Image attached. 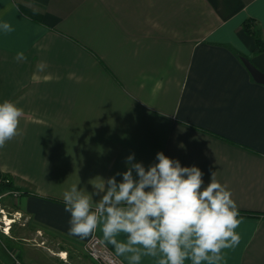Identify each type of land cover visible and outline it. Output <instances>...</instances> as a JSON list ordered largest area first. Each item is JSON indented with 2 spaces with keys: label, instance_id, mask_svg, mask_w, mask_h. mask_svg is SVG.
<instances>
[{
  "label": "crops",
  "instance_id": "crops-1",
  "mask_svg": "<svg viewBox=\"0 0 264 264\" xmlns=\"http://www.w3.org/2000/svg\"><path fill=\"white\" fill-rule=\"evenodd\" d=\"M0 19L14 29L0 33V101L23 109L0 147V173L22 193L3 201L22 223L2 235L43 242L7 246L12 264H96L91 235L68 231L63 192H92L129 153L147 166L158 150L205 183L215 171L238 209L257 212L239 216L222 264H264V85L242 61L264 72L244 29L253 19L264 41V0H0Z\"/></svg>",
  "mask_w": 264,
  "mask_h": 264
},
{
  "label": "clouds",
  "instance_id": "clouds-1",
  "mask_svg": "<svg viewBox=\"0 0 264 264\" xmlns=\"http://www.w3.org/2000/svg\"><path fill=\"white\" fill-rule=\"evenodd\" d=\"M13 30L0 19V33ZM14 59H25L24 52ZM22 112L13 101H0V147L18 134ZM125 169L92 184V192L76 183L63 192L70 234L83 239L99 227L101 243L128 264H140L145 256L155 264H222L223 250L239 243V209L215 171L205 183L199 166L182 165L162 150L147 166L129 153Z\"/></svg>",
  "mask_w": 264,
  "mask_h": 264
},
{
  "label": "built area",
  "instance_id": "built-area-1",
  "mask_svg": "<svg viewBox=\"0 0 264 264\" xmlns=\"http://www.w3.org/2000/svg\"><path fill=\"white\" fill-rule=\"evenodd\" d=\"M22 193L15 189L5 190L0 192V222L1 232L3 234H9L11 224L16 222V219H21V214L17 211L8 214L6 209L2 206V200L6 196L11 195L13 198H18ZM8 217V221H6ZM3 224V225H2ZM83 250L88 257L93 260L96 264H127L119 256H116L115 252L112 251L108 246L101 243L100 238L96 234V231L84 242ZM0 264H3L0 262Z\"/></svg>",
  "mask_w": 264,
  "mask_h": 264
},
{
  "label": "trees",
  "instance_id": "trees-1",
  "mask_svg": "<svg viewBox=\"0 0 264 264\" xmlns=\"http://www.w3.org/2000/svg\"><path fill=\"white\" fill-rule=\"evenodd\" d=\"M244 29L248 34L253 35L255 38L256 44L253 51H264V41L262 39L261 33L256 29L255 21L253 19L247 20L244 24ZM10 189H14L12 182L6 176L0 173V192ZM239 216H257V212L239 209Z\"/></svg>",
  "mask_w": 264,
  "mask_h": 264
},
{
  "label": "rangeland",
  "instance_id": "rangeland-1",
  "mask_svg": "<svg viewBox=\"0 0 264 264\" xmlns=\"http://www.w3.org/2000/svg\"><path fill=\"white\" fill-rule=\"evenodd\" d=\"M2 202V206L6 209V212L8 213V214H10V213H13V211H12V209H11V206L10 205H7L6 203H4V201L2 200L1 201ZM6 219V221H8V217H6L5 218ZM9 223L8 224H10V221H8ZM1 223L2 222H0V225H1ZM20 224V223H22L21 222V219H19V220H17L16 219V222H14L13 224H11V226L12 225H14V224ZM3 225V224H2ZM0 229H1V227H0ZM10 231V230H9ZM3 233L1 232V230H0V255L2 256V258L3 259H5L8 263H10V264H12L13 263V261L11 260V257L10 256H8L7 255V253H6V247L7 246H10V247H13V246H16L19 250H22V252L23 251H25L26 250V248L27 247H23L24 245L23 244H27V245H29V246H31V245H33V244H35L36 242H38L39 244H42L43 242L41 241V239L40 240H30V241H28V242H16V243H13V244H11L10 242H8V241H11V240H9V239H7L6 237H4V235H2ZM28 248H30V247H28ZM60 256V254L58 255V257ZM61 257V256H60ZM62 258V257H61ZM63 258H67V255H65V257H63Z\"/></svg>",
  "mask_w": 264,
  "mask_h": 264
},
{
  "label": "water",
  "instance_id": "water-1",
  "mask_svg": "<svg viewBox=\"0 0 264 264\" xmlns=\"http://www.w3.org/2000/svg\"><path fill=\"white\" fill-rule=\"evenodd\" d=\"M242 61L250 72V74L252 75V77L254 78V80L264 85V72L254 66L252 62L246 57H242Z\"/></svg>",
  "mask_w": 264,
  "mask_h": 264
}]
</instances>
